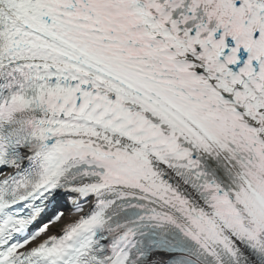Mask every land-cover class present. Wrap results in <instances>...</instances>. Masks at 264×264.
<instances>
[{"label": "snow or ice", "instance_id": "snow-or-ice-1", "mask_svg": "<svg viewBox=\"0 0 264 264\" xmlns=\"http://www.w3.org/2000/svg\"><path fill=\"white\" fill-rule=\"evenodd\" d=\"M0 264H264V0H0Z\"/></svg>", "mask_w": 264, "mask_h": 264}]
</instances>
